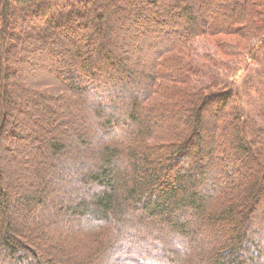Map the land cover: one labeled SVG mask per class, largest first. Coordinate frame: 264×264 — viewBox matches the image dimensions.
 Returning a JSON list of instances; mask_svg holds the SVG:
<instances>
[{
	"label": "trees",
	"instance_id": "16d2710c",
	"mask_svg": "<svg viewBox=\"0 0 264 264\" xmlns=\"http://www.w3.org/2000/svg\"><path fill=\"white\" fill-rule=\"evenodd\" d=\"M213 1L211 21L200 12L199 22L180 2L171 9L172 0L165 16L148 19L163 28L161 39L151 33L145 44L164 40L166 48L156 72L129 92V57L87 34L110 21L102 0H85L70 17L50 16L51 0H0V264H99L112 251L119 264H172L162 237L185 246L196 234L215 244L195 264H263L255 234L264 228V126L245 123L232 83L200 82L205 66L186 58L195 38L221 35L244 39L255 58L264 0ZM20 20L41 25L17 30ZM31 35L44 42L30 73L47 77L40 86L20 82L30 45L17 38ZM80 220L90 237L60 243ZM135 243L163 249L135 262L128 256Z\"/></svg>",
	"mask_w": 264,
	"mask_h": 264
},
{
	"label": "rangeland",
	"instance_id": "374dc122",
	"mask_svg": "<svg viewBox=\"0 0 264 264\" xmlns=\"http://www.w3.org/2000/svg\"><path fill=\"white\" fill-rule=\"evenodd\" d=\"M102 0V3L99 2V6L102 5V10L105 13L109 14L110 21L102 22L101 33L96 31H88L87 34H95L97 42L93 43L94 45L105 41V47L107 52H115L117 54H124L128 56L129 59L126 60V67L131 68L129 70L132 72L128 76L129 83V92H137L140 90L143 82V76H147L151 73H155L157 70V55L159 51H162L166 48V43L164 40L159 41V45L148 46L145 44V39L150 36L151 33H155L156 38L161 39L160 29L163 28L162 25L148 21V19L153 18V15H164L163 10L167 8V5L170 0ZM208 3H204L207 2ZM213 1V0H212ZM243 2V0H238ZM259 1V0H256ZM85 0H51V6L47 5V11H49L52 17L65 16L70 17L74 13H81L83 11V4ZM181 3L183 6H190V9H193L194 12L199 16L198 20L202 19V15L210 17V21L213 19L214 1L211 0H172L171 9L173 4ZM97 4V0H95ZM94 3V4H95ZM93 3L89 4V9L87 8L86 14L88 16L95 15V12H91ZM169 9V8H168ZM169 9V10H171ZM192 10V12H193ZM230 10V9H227ZM227 13V11H220L219 14ZM29 15V14H28ZM48 16V14H47ZM165 16V15H164ZM23 17V16H22ZM90 18V17H89ZM24 19V18H23ZM47 19V17H46ZM22 20V19H21ZM16 22L17 30L20 29L23 24L26 25V29H32V26L36 27V30L39 29L40 23H36L33 20H30L28 23L25 21ZM35 29V28H33ZM151 29H154L152 32H149ZM105 30V31H103ZM158 31V32H157ZM32 38L30 40L25 39L23 36L17 38V44H26L29 43L30 49H26L28 54L21 58L20 64L22 74L20 82H23L25 79L26 84L28 83L31 86H40V81L44 82L47 80V77L41 74H30L33 70L39 68V60L36 58V51L41 48L42 37ZM220 37V38H218ZM214 39L210 38H195L188 47L187 52V64L191 67H197V65L205 66V77L201 76L202 83L209 82L212 77L218 78L223 84L228 85L232 83L234 89L239 92L240 105L245 114V123L251 129L254 127H263L264 126V42L258 43L254 46H257L255 58L248 54L247 47L249 43L244 39L231 36H218ZM87 38V37H86ZM51 41V39H45ZM81 40V38H80ZM88 38L85 39L87 42ZM44 43V42H43ZM42 43V44H43ZM49 43H45L44 50L49 47ZM32 50L30 53L29 50ZM148 48V49H147ZM87 50H93V46H89ZM25 52V48L22 50ZM149 52V53H148ZM252 57V58H251ZM251 58V59H250ZM13 63L18 62L17 59L12 61ZM13 66V65H12ZM104 72L106 71L105 68ZM117 72V70H111ZM28 72V73H27ZM45 73V72H44ZM209 77V78H208ZM139 79V80H138ZM209 79V80H208ZM16 81L18 79H15ZM108 83H113L108 81ZM107 83V85H108ZM121 84V83H120ZM198 87V86H197ZM128 91V90H127ZM124 89L123 92H127ZM69 98H72L71 96ZM171 98L163 99L162 102H170ZM212 122V120L210 121ZM209 139V138H208ZM208 148L214 149V154H221V146L214 141H207ZM217 151V153H216ZM204 161V160H203ZM205 162V161H204ZM251 165V164H250ZM256 165V164H255ZM253 165V166H255ZM137 214V213H134ZM264 216V215H263ZM75 223L71 221L70 225L65 228L63 237H60V243L64 242L68 238H78V240H85L86 233L82 230L81 226H85L83 221L80 220V225H74ZM80 227V228H77ZM258 228V227H256ZM78 230L81 233H77ZM255 237L261 243L260 253L264 258V228L258 231ZM80 238V239H79ZM163 240L160 245L165 248L167 247L170 251L167 253V257L170 258L172 264H176L177 261H173V258L176 254H179V264H195L198 263L199 254L205 252V247L209 248L215 244L211 240L214 238L207 235L196 234L193 237V240L185 238L187 244L184 246L181 245L179 241H174L171 236L162 237ZM140 244V243H139ZM161 246L153 244V248L144 247L142 245L132 247V250H128V256L135 258L137 262L140 258L138 255H142V258H147V254H160L163 249ZM76 254L71 258L74 261H77L82 254H79V246H77ZM174 249V250H173ZM86 252V251H85ZM115 252H110L108 259H105V263L99 264H119L118 261L114 260ZM113 255V256H112ZM60 256V255H59ZM150 256H148L149 258ZM79 261H77L78 263ZM76 264V263H75ZM202 264V262L200 263ZM264 264V259H263Z\"/></svg>",
	"mask_w": 264,
	"mask_h": 264
}]
</instances>
